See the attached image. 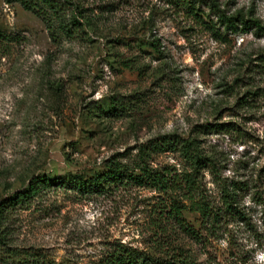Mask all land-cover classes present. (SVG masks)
<instances>
[{
    "label": "rangeland",
    "instance_id": "obj_1",
    "mask_svg": "<svg viewBox=\"0 0 264 264\" xmlns=\"http://www.w3.org/2000/svg\"><path fill=\"white\" fill-rule=\"evenodd\" d=\"M71 1L79 24L65 34L51 14L0 0V200L35 175L131 164L164 134L195 138L208 160L193 170L177 150L151 153L168 194L128 180L52 188L0 225V264H100L118 243L150 250L163 226L200 264H264V33L225 30L209 7L264 25V0ZM172 199L204 232L190 200L220 212L206 247L177 228Z\"/></svg>",
    "mask_w": 264,
    "mask_h": 264
},
{
    "label": "trees",
    "instance_id": "obj_2",
    "mask_svg": "<svg viewBox=\"0 0 264 264\" xmlns=\"http://www.w3.org/2000/svg\"><path fill=\"white\" fill-rule=\"evenodd\" d=\"M25 10L34 12L39 16L51 14L57 20L64 22V33L68 34L72 30V26L79 21L75 17L77 4L71 0H18ZM69 5V6H67ZM189 7L192 5L187 4ZM210 10L215 14L218 23L225 29L232 32L238 30H250L254 28L256 32L264 33V25L259 18L250 15L245 18L240 12L226 14L219 6L210 3ZM70 10V17L66 19V11ZM212 28V27H211ZM54 37L53 31L49 32ZM194 138L176 139L172 134H164L149 139L146 143L139 146L135 161L131 164H125L117 160L110 159L105 165L102 172L93 173L84 176L78 173H68L66 175L50 176L48 174H39L32 176L27 184L12 192L0 200V225H3L8 218V214L16 208H27L29 205L42 194L48 192L52 188L62 187L66 190H75L80 193L91 191L99 192L106 184L122 182L128 180L134 184H147L151 187L163 191L168 194L167 189L171 185L172 176L165 169H154L148 164V157L151 153L157 151L177 150L188 161L193 170L201 167V164L208 160L200 153V148ZM188 182V178L186 179ZM240 183V182H239ZM237 185L224 187L223 189V209L226 214H232L233 203L235 200V191ZM172 206L169 214L178 224L177 228L185 237L200 242L201 247H206L209 235L207 233V225L216 222L220 212H212L203 201L190 200L191 210L199 212L201 223L205 226V232L195 229L190 225L182 215V209L185 208L180 203L172 199ZM222 209V210H223ZM221 210V211H222ZM238 213L235 210V214ZM162 215L159 214V216ZM160 228L158 223L155 224ZM172 233L168 227L163 226L157 233H154L150 250L138 247H132L123 243H118L105 254L100 264H200L193 256L192 251L176 242L172 237ZM0 244H7L6 237L0 234ZM39 262V261H38ZM40 264H43L41 261Z\"/></svg>",
    "mask_w": 264,
    "mask_h": 264
}]
</instances>
